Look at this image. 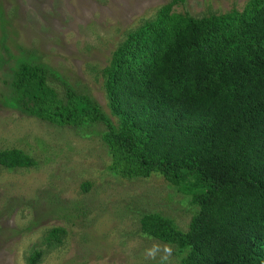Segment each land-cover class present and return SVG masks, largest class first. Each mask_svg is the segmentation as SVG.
<instances>
[{
  "label": "trees",
  "instance_id": "16d2710c",
  "mask_svg": "<svg viewBox=\"0 0 264 264\" xmlns=\"http://www.w3.org/2000/svg\"><path fill=\"white\" fill-rule=\"evenodd\" d=\"M171 6L129 33L104 70L121 128L65 81L57 93L48 81L58 78L38 64L18 65L11 102L59 128L103 124L114 176L158 173L188 196L197 210L186 232L157 214L139 218V233L166 245L170 261L264 264V0L199 18ZM35 165L19 149L0 150V167Z\"/></svg>",
  "mask_w": 264,
  "mask_h": 264
},
{
  "label": "rangeland",
  "instance_id": "374dc122",
  "mask_svg": "<svg viewBox=\"0 0 264 264\" xmlns=\"http://www.w3.org/2000/svg\"><path fill=\"white\" fill-rule=\"evenodd\" d=\"M248 0H0V150L19 149L30 168L0 167V264H180L139 233L142 213L186 232L197 207L158 173L128 180L109 170L103 124L59 128L23 114L9 82L22 62L49 68L48 81L86 93L121 128L103 88L118 46L157 11L199 18ZM59 231L55 235L50 233Z\"/></svg>",
  "mask_w": 264,
  "mask_h": 264
}]
</instances>
